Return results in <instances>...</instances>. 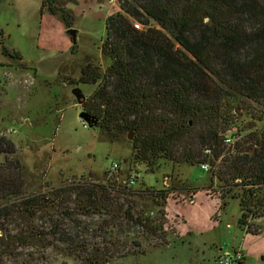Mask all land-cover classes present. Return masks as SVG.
I'll use <instances>...</instances> for the list:
<instances>
[{
  "label": "trees",
  "instance_id": "obj_1",
  "mask_svg": "<svg viewBox=\"0 0 264 264\" xmlns=\"http://www.w3.org/2000/svg\"><path fill=\"white\" fill-rule=\"evenodd\" d=\"M117 1L101 43L109 64L103 70L87 61L71 81L96 85L82 104L96 119L91 128L110 141L133 131L130 158L151 171L161 158L206 163L217 197L224 204L237 199L238 224L259 232L250 221L264 218V0ZM44 11L73 27L72 10L57 0H42ZM7 54L22 59L17 51ZM15 153L14 142L0 135L2 234L6 222L21 224L24 210L44 224L27 239L51 248L63 244L92 264L144 255L148 249L139 240L150 236L160 240L152 248L166 243L169 189L129 185L128 176L90 175L51 188L45 202L43 194L25 191L24 165ZM87 233L100 241L85 239ZM2 234L23 244L22 232Z\"/></svg>",
  "mask_w": 264,
  "mask_h": 264
},
{
  "label": "rangeland",
  "instance_id": "obj_2",
  "mask_svg": "<svg viewBox=\"0 0 264 264\" xmlns=\"http://www.w3.org/2000/svg\"><path fill=\"white\" fill-rule=\"evenodd\" d=\"M57 1L72 10L75 43L60 16L39 11L40 0H0V135L15 144L14 157L24 165L25 191L43 194L48 202L50 189L62 184L90 175L94 180L117 175L120 180L133 174L136 184L169 189L164 204L166 243L152 248L160 242L157 237L138 239L148 249L144 255L111 264H264V218L250 221L259 232L241 227L238 200L229 198L224 204L217 197L219 186L216 180L209 186L208 168L161 158L151 171L130 158L133 131L110 141L82 122L79 112L84 109L71 89L79 86L87 98L96 85L71 81L79 77L87 61L101 64L103 70L109 64L101 50L105 19L119 5L117 0ZM134 23L142 27L139 20ZM74 44L77 50L72 53ZM12 51L21 54L23 63L10 61L7 53ZM113 162L118 169L111 170ZM157 209L151 205L152 216L158 214ZM19 223L5 225L12 234L23 233V244L12 236L0 237V264H92L68 253L63 244L51 248L27 239L31 228L44 225L35 215L23 210ZM7 231L0 235L7 236ZM86 237L91 242L101 239L88 233Z\"/></svg>",
  "mask_w": 264,
  "mask_h": 264
},
{
  "label": "water",
  "instance_id": "obj_3",
  "mask_svg": "<svg viewBox=\"0 0 264 264\" xmlns=\"http://www.w3.org/2000/svg\"><path fill=\"white\" fill-rule=\"evenodd\" d=\"M67 33L71 36V40L73 43L76 42V29L71 27V28H67ZM71 92L73 93V95L75 96L76 98V101L79 103V104H83V102L86 100V96L85 94L82 92L81 88L79 86H74L72 89H71ZM79 117L81 119L84 120L85 123L88 124L89 127H93L95 122H96V119L90 115L87 111L85 110H81L79 112ZM132 131H129V133H131ZM128 138L130 139H133V135L131 134H128L127 135ZM79 148V147H78Z\"/></svg>",
  "mask_w": 264,
  "mask_h": 264
},
{
  "label": "built area",
  "instance_id": "obj_4",
  "mask_svg": "<svg viewBox=\"0 0 264 264\" xmlns=\"http://www.w3.org/2000/svg\"><path fill=\"white\" fill-rule=\"evenodd\" d=\"M134 26L137 27V28H139L140 25H139V23H134ZM82 122L85 124L84 121H82ZM226 141H227V143H230L232 140H231V139H227ZM199 166H200V168L203 169V170H205V169L208 168V166H207L206 163H201ZM110 168H111V170H116V169L119 168V165H118L117 162H113V163L111 164ZM136 179H137V176H136V175L130 174V175L128 176V178H127L128 184H129V185H135V184H136ZM226 258H229V259H226L227 262H231L232 258H230V257H228V256H227Z\"/></svg>",
  "mask_w": 264,
  "mask_h": 264
},
{
  "label": "crops",
  "instance_id": "obj_5",
  "mask_svg": "<svg viewBox=\"0 0 264 264\" xmlns=\"http://www.w3.org/2000/svg\"><path fill=\"white\" fill-rule=\"evenodd\" d=\"M40 7H39V11H40V8H41V0H40V5H39ZM21 55V54H20ZM2 56H3V53H2ZM7 57H8V55H7ZM9 59H10V61L12 62V63H15V64H17V63H23V57H22V59L21 60H16L15 61V59L13 60V57H11L10 55H9V57H8ZM13 69H18L17 67H13ZM9 84H10V81H9Z\"/></svg>",
  "mask_w": 264,
  "mask_h": 264
}]
</instances>
